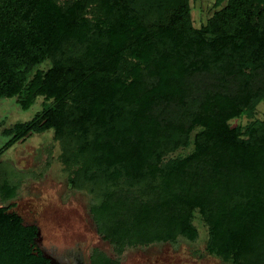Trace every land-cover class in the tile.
I'll return each mask as SVG.
<instances>
[{
  "label": "trees",
  "instance_id": "16d2710c",
  "mask_svg": "<svg viewBox=\"0 0 264 264\" xmlns=\"http://www.w3.org/2000/svg\"><path fill=\"white\" fill-rule=\"evenodd\" d=\"M189 11V0H0V98L15 97L24 110L42 98L31 118L2 130V147L52 129L71 140L86 180L123 176L137 188L125 239L162 234L171 211L180 233L195 238L200 206L212 252L237 255L264 233V121L230 124L252 118L264 98V0H226L198 28ZM192 130L193 150L178 161L191 170L187 195L170 173L153 186L163 155L188 144ZM36 232L0 207L1 247L20 240L27 248L22 234Z\"/></svg>",
  "mask_w": 264,
  "mask_h": 264
},
{
  "label": "rangeland",
  "instance_id": "374dc122",
  "mask_svg": "<svg viewBox=\"0 0 264 264\" xmlns=\"http://www.w3.org/2000/svg\"><path fill=\"white\" fill-rule=\"evenodd\" d=\"M55 1L66 4L72 0ZM225 3L226 0H189L192 26L200 27ZM94 13L96 9L92 6L86 16L93 19ZM146 17L153 20L157 13ZM51 63L50 58L45 59L39 68L45 71ZM41 102L42 98H38L37 103L24 110L15 97L0 98V207L16 211L23 223L36 224L41 235L44 234L45 246H52L58 252L73 250L80 264H87V257L90 264H264V233L254 236L256 242L257 238L262 237L259 244L253 243L254 246L243 248L237 255L231 253L225 256L212 252L208 230L210 224L200 206L194 208L191 216V223L197 229L195 238L180 233L171 211L168 217L172 226H163L162 234L155 232L154 235L159 238L153 237L150 232H142L125 239L124 232L130 229L128 219L132 215L137 194V188L129 187L125 177L119 176L117 182L112 178L110 181L109 178L98 179L97 182L86 180L85 173L78 170L83 159L70 156L68 147L71 140L66 142L52 129L32 133L8 147H2L7 140L2 130L16 121L31 118L40 109ZM255 120L264 121V98L256 105L252 118L237 117L230 120V124L245 127ZM194 132L191 131L188 144L163 155L156 180L152 181L153 186L159 185L162 178L170 173L171 184L182 186L178 192L186 194V180L191 177V170L179 167L178 161L193 150ZM172 161L177 166L164 172ZM182 179L185 182H181ZM148 184V181L139 183L140 199H147ZM196 188L193 185L188 191L190 199L199 195L202 184L196 185ZM157 189H154L155 192ZM220 189L223 190V186ZM207 192L203 202L206 210H210L215 203H211L209 197L214 198V195L212 191ZM222 205L228 207V204ZM159 207L154 211L160 212ZM177 212L184 213L182 210ZM167 221L169 219L164 222ZM125 234L132 235V232Z\"/></svg>",
  "mask_w": 264,
  "mask_h": 264
},
{
  "label": "flooded vegetation",
  "instance_id": "af4514ba",
  "mask_svg": "<svg viewBox=\"0 0 264 264\" xmlns=\"http://www.w3.org/2000/svg\"><path fill=\"white\" fill-rule=\"evenodd\" d=\"M8 213L16 211H8ZM20 216V215H19ZM21 217V216H20ZM23 223V219H22ZM25 225H36L34 223ZM37 226V225H36ZM28 233L22 234L24 241H27V248L22 247V241H15L12 244H17L13 248L7 249L0 246V264H80L77 261V253H73V250H64L58 252L54 247H47L43 241L44 234L41 235L39 227L37 226V232L35 235L28 236ZM22 247V248H21ZM12 249V250H11ZM10 250L12 252H10ZM27 251V253H26ZM55 251V252H54ZM12 253V257L9 255ZM65 254V255H63ZM88 259V260H87ZM87 264H90V259L87 257Z\"/></svg>",
  "mask_w": 264,
  "mask_h": 264
}]
</instances>
